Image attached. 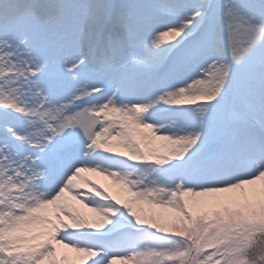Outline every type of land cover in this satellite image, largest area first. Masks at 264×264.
I'll list each match as a JSON object with an SVG mask.
<instances>
[{"label": "snow or ice", "instance_id": "6c2138e0", "mask_svg": "<svg viewBox=\"0 0 264 264\" xmlns=\"http://www.w3.org/2000/svg\"><path fill=\"white\" fill-rule=\"evenodd\" d=\"M0 264H264V0H0Z\"/></svg>", "mask_w": 264, "mask_h": 264}, {"label": "rangeland", "instance_id": "374dc122", "mask_svg": "<svg viewBox=\"0 0 264 264\" xmlns=\"http://www.w3.org/2000/svg\"><path fill=\"white\" fill-rule=\"evenodd\" d=\"M95 179H97L99 182L105 184V185H108L110 187L111 190H113L114 192L116 191V186H113L111 184V181L109 180H106L105 178L103 177H94Z\"/></svg>", "mask_w": 264, "mask_h": 264}]
</instances>
